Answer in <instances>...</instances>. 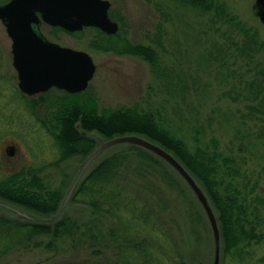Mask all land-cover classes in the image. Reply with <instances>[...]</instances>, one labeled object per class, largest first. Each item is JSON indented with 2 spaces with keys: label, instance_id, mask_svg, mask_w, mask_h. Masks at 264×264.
<instances>
[{
  "label": "rangeland",
  "instance_id": "obj_1",
  "mask_svg": "<svg viewBox=\"0 0 264 264\" xmlns=\"http://www.w3.org/2000/svg\"><path fill=\"white\" fill-rule=\"evenodd\" d=\"M5 1L0 0V4ZM108 1V14L118 24V36L151 46L158 54V62L151 66L137 56L94 48L93 39L101 47L107 45L103 43L106 39L98 37V32L89 27L72 33L43 24L40 29L48 40L86 51L94 61L95 72L79 99H93L99 113L107 114L119 108L153 113L156 124L184 141L190 150L197 143L210 144L215 139L225 155L231 154L237 159L243 175L241 180L249 189L252 187L253 194L264 199V24L256 14L255 0H213L219 9L211 11L175 0ZM106 35L110 36L108 40L116 42L114 34ZM17 89L11 40L0 21V107L6 108L4 115L11 120V123H0L1 150L5 155L0 166L8 170L29 163L43 166L39 161L41 155L32 158L23 142L27 140L28 130L33 128L34 134L40 127L37 120L26 115L20 97L14 94ZM63 91L54 87L46 91L47 103L35 108L41 114L39 118L48 114L45 108H50L48 104L63 95ZM82 132L96 142L93 150L103 139L96 132ZM129 134L143 136L122 135ZM148 140L174 156L157 142ZM42 144L46 149L43 158L49 159L50 142L44 139ZM127 144L111 146L106 153L125 148ZM10 147L12 155H9ZM85 157L72 156L58 166L46 167L43 174L55 187H60L64 177L70 175L66 193ZM157 171L155 178L164 207L162 216L186 263L212 264L219 244L212 238L202 206L169 164L163 162ZM191 206L201 209L204 221L198 225L199 233L195 235L188 217ZM0 213L49 223L62 216L76 218L81 225L89 219L88 209L71 199L50 216H41L0 199ZM92 224L90 221L86 225L88 229H92ZM37 239L43 240L42 246L29 244L12 251L0 258V264H67L85 260L100 263L103 256L107 258L106 264H121L112 256V251L103 250L106 254L94 257L86 240L78 246L76 241L64 237L45 247L48 236ZM251 257V264H264V242L253 246Z\"/></svg>",
  "mask_w": 264,
  "mask_h": 264
},
{
  "label": "trees",
  "instance_id": "obj_2",
  "mask_svg": "<svg viewBox=\"0 0 264 264\" xmlns=\"http://www.w3.org/2000/svg\"><path fill=\"white\" fill-rule=\"evenodd\" d=\"M175 1L204 11L219 9L218 3L213 0ZM89 28L95 29L98 37L106 39L103 43L107 45L103 47L96 45L93 39L94 48L137 56L151 66L157 65L158 54L151 46L132 43L120 38L118 33L113 35L116 42H112L108 40L109 35L97 28ZM53 29L63 30L60 27ZM14 94L20 97L26 115L39 123L40 130L33 134L31 127L25 133L27 140L23 142L32 158L41 155L39 161L43 166L29 163L14 170L0 166V199L41 216L55 214L61 206L70 175L64 177L60 187H55L43 171L48 166H58L72 156H86L93 150L96 142L82 131L96 132L103 139L127 133L140 134L171 151L205 191L219 227V264L252 263L253 246L264 242V199L253 194L252 187L249 189L248 184L241 180L243 175L237 159L231 154L225 155L215 139H211L210 144L197 143L190 150L184 141L160 128L153 119V113L130 108L99 113L93 99H79L82 92L63 91V95L56 96L48 104L50 108H45L48 114L39 118L41 114L35 108L38 104L47 103V92L37 98L27 96L18 89ZM5 109L0 107L2 124L11 123L4 115ZM44 139L50 142V151H47L52 156L49 159L43 158L46 153L42 144ZM1 147L3 144L0 141V160H3L5 155ZM163 162L149 150L134 144L108 153L105 150L71 197L73 202L88 209L87 222L81 225V221L70 216H62L53 223L35 222L0 213V258L29 244L40 247L43 240L37 237L48 236L49 240L43 245L45 247L64 237L76 241L78 246L86 240L94 257L104 253L103 250L112 251V256L121 264H187L162 216L164 207L161 206L155 174L159 168L161 170ZM190 209L188 217L195 235L199 233L198 225L204 222L203 214L199 208L191 206ZM90 221L93 222L92 229L86 226ZM106 259L103 256L100 263L86 260L74 263L106 264Z\"/></svg>",
  "mask_w": 264,
  "mask_h": 264
},
{
  "label": "water",
  "instance_id": "obj_3",
  "mask_svg": "<svg viewBox=\"0 0 264 264\" xmlns=\"http://www.w3.org/2000/svg\"><path fill=\"white\" fill-rule=\"evenodd\" d=\"M255 7L256 14L264 24V0H255ZM109 8L108 0H8L0 4V21L11 40L12 65L16 71L19 90L28 96L45 92L52 87L69 93L84 91L95 72L91 55L48 40L40 26L45 23L69 32L95 27L106 34H115L118 24L109 17ZM122 143L149 150L179 174L202 206L214 241L219 244L217 219L203 188L172 154L143 136L129 134L102 139L98 147L81 162L66 190L61 208L71 199L79 182L98 157L109 147ZM12 154L13 148L10 147L9 155ZM27 218L34 219L31 216ZM219 261L217 245L212 264H219Z\"/></svg>",
  "mask_w": 264,
  "mask_h": 264
},
{
  "label": "bare ground",
  "instance_id": "obj_4",
  "mask_svg": "<svg viewBox=\"0 0 264 264\" xmlns=\"http://www.w3.org/2000/svg\"><path fill=\"white\" fill-rule=\"evenodd\" d=\"M154 154V153H153ZM155 155V154H154ZM156 156V155H155Z\"/></svg>",
  "mask_w": 264,
  "mask_h": 264
}]
</instances>
